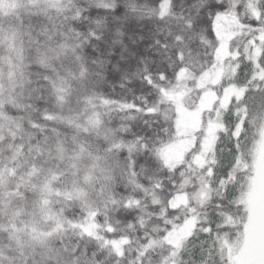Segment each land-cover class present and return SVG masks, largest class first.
<instances>
[{"label":"snow or ice","instance_id":"1","mask_svg":"<svg viewBox=\"0 0 264 264\" xmlns=\"http://www.w3.org/2000/svg\"><path fill=\"white\" fill-rule=\"evenodd\" d=\"M0 264H264V0H0Z\"/></svg>","mask_w":264,"mask_h":264},{"label":"trees","instance_id":"2","mask_svg":"<svg viewBox=\"0 0 264 264\" xmlns=\"http://www.w3.org/2000/svg\"><path fill=\"white\" fill-rule=\"evenodd\" d=\"M3 7H4V11H11V9H10V8H8V5H7L6 3L4 4V6H3Z\"/></svg>","mask_w":264,"mask_h":264}]
</instances>
